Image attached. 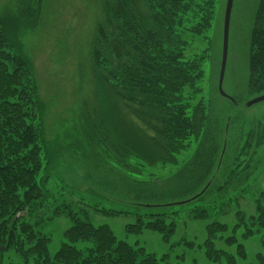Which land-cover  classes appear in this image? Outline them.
Here are the masks:
<instances>
[{"label": "trees", "instance_id": "1", "mask_svg": "<svg viewBox=\"0 0 264 264\" xmlns=\"http://www.w3.org/2000/svg\"><path fill=\"white\" fill-rule=\"evenodd\" d=\"M126 2L101 1L105 16L118 20L119 28L111 44L103 23L94 29L89 59L92 94L80 107L79 130L93 151L110 159L95 167L102 171L98 186L143 209L135 213L136 223L128 224L127 231L145 227L167 234L179 218L176 208H183L190 219H208L209 209L237 203L247 193L260 163L264 123L258 121L245 131L242 118L233 112L240 100L224 104L216 91L209 98L197 96L200 89L195 84L202 77L205 56L185 58L184 51L190 45L188 37L212 27L219 0H141L140 12L127 9ZM17 12L21 22L37 21L41 0H22ZM34 72L27 51L16 46L0 18V264H6L4 255L10 250L23 264H159L142 247L116 239L106 224L94 226L89 211L75 210L68 202L53 210L69 218L71 225L63 233L65 241L49 255L50 238L42 232L37 214L48 203V185L58 160L49 152ZM186 86L191 89L188 95ZM262 93L264 0H258L249 38L247 94ZM191 146L190 157L178 160ZM144 163L175 169L157 185L153 179H139ZM253 203L252 215L234 211L232 231L242 227V239L262 233L264 247V192ZM143 217L149 220L145 223ZM206 227V256L220 264H237L235 255L213 245L215 233L228 226L213 220ZM225 241L236 243L234 236ZM236 252L245 258L243 244L236 243Z\"/></svg>", "mask_w": 264, "mask_h": 264}, {"label": "rangeland", "instance_id": "2", "mask_svg": "<svg viewBox=\"0 0 264 264\" xmlns=\"http://www.w3.org/2000/svg\"><path fill=\"white\" fill-rule=\"evenodd\" d=\"M22 0H0V18L5 22L6 30L18 48L25 49L34 67V78L38 84V94L44 104L43 122L45 136L49 141V152L58 160L56 173L51 177L48 189L50 197L45 207L37 215L42 217V232L49 236L48 253L52 256L65 241L63 233L71 221L63 215L53 214L54 208L68 202L75 210L89 211L94 226L106 224L114 237L133 247H142L146 253L154 255L159 264H220L209 259L205 253L204 241L208 238L207 224L216 220L228 226L222 232H216L213 245L236 256L237 264H260L264 261L262 233H256L246 239L240 237L242 227L232 231L236 219L234 211L242 210L247 216L254 214L253 199L259 192H264L260 182V172L264 169V144L258 149L260 163L252 174L253 185L247 193L225 206L218 204L216 209H209L208 219H190L186 211L180 210L174 229L165 234L163 231L142 227L140 232L127 231L128 224H135V213L143 209L128 198L114 196L98 186L102 171L96 169L110 159L99 150H92L88 141L81 135L79 127L80 107L87 100L90 90V42L94 29L103 23L108 33L109 43L116 34L118 20H109L104 14L102 0H41V14L37 21L21 22L17 8ZM27 1V0H24ZM127 9L143 8L141 0H125ZM225 1L219 0L214 14L212 27L203 35L188 37L189 47L184 57L204 54L202 77L195 84L200 89L197 95L209 98L216 91L220 101L227 103L228 98L219 94L217 78L221 60L223 15ZM104 2V1H103ZM119 11L120 4L112 1ZM258 0H233L230 12L226 61L222 81L223 92L241 104L234 108L243 120L244 130L254 128L257 122L264 123V101L246 106L245 102L257 94H247L249 38L254 13ZM136 12V13H137ZM107 13V10H106ZM119 28V27H118ZM191 93L187 86L184 94ZM194 146L178 156V160L190 157ZM131 159H127L128 164ZM139 179H153L157 185L168 178L175 169L172 165L157 163L143 165ZM262 169V170H261ZM76 200V202H71ZM120 210L122 213H96L89 206ZM264 205V203H263ZM147 208V207H145ZM146 210V209H145ZM47 216H52L47 219ZM36 218H31L35 220ZM149 218L143 217L146 223ZM234 236L236 243L243 244L245 258L236 252V243L225 241ZM262 254L263 258H259ZM6 264H23L22 260L10 250L5 252Z\"/></svg>", "mask_w": 264, "mask_h": 264}, {"label": "water", "instance_id": "3", "mask_svg": "<svg viewBox=\"0 0 264 264\" xmlns=\"http://www.w3.org/2000/svg\"><path fill=\"white\" fill-rule=\"evenodd\" d=\"M232 1L233 0H226L225 1V9H224V15H223L222 50H221V60H220L218 79H217V89H218V92L220 95L228 98L231 102H234V104H235L234 99L232 97L227 96L222 90V81H223L225 61H226V51H227L228 27H229V19H230ZM261 101H264V93L258 94L257 96H254L251 99L247 100L245 102V105L251 106V105L259 103ZM182 202L183 201L176 202L175 204H179Z\"/></svg>", "mask_w": 264, "mask_h": 264}, {"label": "crops", "instance_id": "4", "mask_svg": "<svg viewBox=\"0 0 264 264\" xmlns=\"http://www.w3.org/2000/svg\"><path fill=\"white\" fill-rule=\"evenodd\" d=\"M264 168V167H263ZM262 170V169H261ZM262 174H261V172H260V182H261V185L263 186V188H264V169L262 170Z\"/></svg>", "mask_w": 264, "mask_h": 264}]
</instances>
